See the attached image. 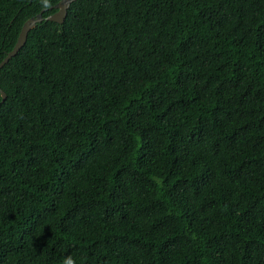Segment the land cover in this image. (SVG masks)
<instances>
[{
  "label": "trees",
  "instance_id": "obj_1",
  "mask_svg": "<svg viewBox=\"0 0 264 264\" xmlns=\"http://www.w3.org/2000/svg\"><path fill=\"white\" fill-rule=\"evenodd\" d=\"M58 1L0 0V264H264V0Z\"/></svg>",
  "mask_w": 264,
  "mask_h": 264
},
{
  "label": "water",
  "instance_id": "obj_2",
  "mask_svg": "<svg viewBox=\"0 0 264 264\" xmlns=\"http://www.w3.org/2000/svg\"><path fill=\"white\" fill-rule=\"evenodd\" d=\"M74 0H59L57 3H55L52 8H55V11L48 14L45 19L53 21V22H57L60 23L62 22L65 14H66V10L68 8V5L70 2H72ZM41 12L42 10H40L36 16L34 17H30L28 19H26L17 34L16 40L12 46V48L4 55V57L0 60V68L2 67L3 64H5L8 59L13 56L18 49L23 45L25 38H26V34L28 32V30H30L31 28L34 27L35 23L41 21L43 18L41 16ZM0 101L2 102L5 99V94L2 90H0Z\"/></svg>",
  "mask_w": 264,
  "mask_h": 264
}]
</instances>
